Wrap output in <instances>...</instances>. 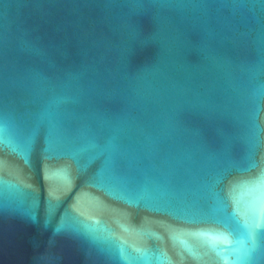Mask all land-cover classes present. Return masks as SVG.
Masks as SVG:
<instances>
[{
  "label": "water",
  "instance_id": "water-1",
  "mask_svg": "<svg viewBox=\"0 0 264 264\" xmlns=\"http://www.w3.org/2000/svg\"><path fill=\"white\" fill-rule=\"evenodd\" d=\"M0 264H264V0H0Z\"/></svg>",
  "mask_w": 264,
  "mask_h": 264
}]
</instances>
